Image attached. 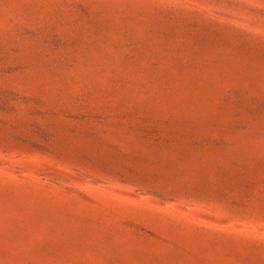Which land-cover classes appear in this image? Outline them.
Wrapping results in <instances>:
<instances>
[{
	"label": "rangeland",
	"instance_id": "1",
	"mask_svg": "<svg viewBox=\"0 0 264 264\" xmlns=\"http://www.w3.org/2000/svg\"><path fill=\"white\" fill-rule=\"evenodd\" d=\"M0 264H264V0H0Z\"/></svg>",
	"mask_w": 264,
	"mask_h": 264
}]
</instances>
